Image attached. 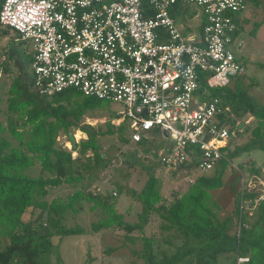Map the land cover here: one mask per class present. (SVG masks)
Returning a JSON list of instances; mask_svg holds the SVG:
<instances>
[{"label":"trees","instance_id":"obj_1","mask_svg":"<svg viewBox=\"0 0 264 264\" xmlns=\"http://www.w3.org/2000/svg\"><path fill=\"white\" fill-rule=\"evenodd\" d=\"M252 1L258 5V0ZM177 13L172 11L174 17ZM261 23H253L252 35L256 34ZM241 26L238 24L234 37L239 34ZM204 76L200 80L197 96L201 101L218 97L221 106L229 108L224 114L229 115V125L235 133L220 149L222 157L217 160L212 172L198 175L185 191L175 194L167 205L163 202L158 178L150 167L140 163L147 179L139 191L130 192L141 204L138 221L134 223L125 221L123 214L116 210L107 196L86 191L95 174L110 163L101 151L98 138L116 133L120 141L127 143L129 138L124 135L126 122L115 125L109 120L104 130L90 124L79 125L86 111L103 107L109 102L83 95L74 89H65L51 96L41 95L30 90L31 76H15L8 88L7 125L0 122V264H51L52 255L58 264H64L53 239L85 233L80 225L67 226L64 223L67 213L78 212L81 201L90 203L91 210L100 209L102 212L101 219L90 224L93 231L121 228L126 232L124 241L130 243L135 240L130 233H142L139 236L141 248L133 252L144 264H264V195L260 198L258 194L246 190L238 193L235 206L238 229L231 234V217L219 220L210 194L222 186V178L231 159L252 149L264 150V102L254 99L239 77L232 80L231 85L208 87ZM248 116L252 117L254 125L247 141L230 148L232 139L243 133L245 123L241 120ZM236 121L242 123V127H238ZM71 126L82 131L86 137L74 142L70 149L58 146L56 137L59 131L67 134ZM6 132L15 140V145L4 136ZM148 137L143 136L136 144L146 146ZM163 141L161 149L167 144L165 139ZM72 151H76L77 156H72ZM130 160L132 164L138 163L134 156ZM36 161L49 175L32 177L24 173ZM193 166L191 164L186 169ZM254 171L258 170L255 168ZM62 184H71L75 189L66 199L48 201L49 187ZM118 191L121 192V188ZM245 200L249 201L251 211L243 207ZM36 210L39 214L33 217ZM27 213L31 217L24 220ZM151 213L161 219V228L172 231L177 240L174 243L167 241L171 248L167 251L159 249L152 237L143 234ZM113 249L108 248L106 252ZM222 256H231V260L224 262ZM239 258L246 260L238 261Z\"/></svg>","mask_w":264,"mask_h":264},{"label":"built area","instance_id":"obj_2","mask_svg":"<svg viewBox=\"0 0 264 264\" xmlns=\"http://www.w3.org/2000/svg\"><path fill=\"white\" fill-rule=\"evenodd\" d=\"M248 2L3 0L0 27L32 43L37 93L74 89L121 103L112 123L125 121L135 143L159 132L167 140L160 162L190 185L213 169L235 133L224 114L229 108L218 97L201 101L197 91L204 75L208 87H223L243 74L233 35ZM187 3L201 8V20L186 36L172 11Z\"/></svg>","mask_w":264,"mask_h":264},{"label":"rangeland","instance_id":"obj_3","mask_svg":"<svg viewBox=\"0 0 264 264\" xmlns=\"http://www.w3.org/2000/svg\"><path fill=\"white\" fill-rule=\"evenodd\" d=\"M248 9V23L242 24L240 27L233 50L244 65L243 74L238 76L243 87L247 89L254 99L263 103L264 23L259 27L255 35H252L251 29L254 22L264 19V0H258V5L250 0ZM179 10L182 12L180 16L186 18V21L179 19V16L176 18V24L180 27L182 34L187 36L197 33L199 31L201 8L187 3L180 6ZM251 12L254 13V16H251ZM188 24L189 28H185ZM239 43H243L241 48L238 47ZM31 48L32 43L30 41L17 39L16 33H10L9 30L0 27V60L4 59L3 63L0 64V66L2 65L0 67V122L4 126L7 125V117L9 115L7 111L9 85L13 78L19 74H26L28 78L31 76L28 59ZM30 90L34 91L32 86H30ZM122 109L121 103L109 102L103 107L86 111L81 117L79 125L90 124L104 130L107 122L110 120L112 124L113 116ZM14 118H17V116L14 115ZM241 122L245 123V125L242 123L237 125L238 127L243 125V133L232 139L229 145L230 148L244 144L249 137L250 129L254 125V120L250 116L243 118ZM19 126L21 127V125ZM69 133L74 135L75 142L86 137V134H78V129L71 126L67 134L59 131L56 137L58 146L67 149L71 148V143L68 140ZM129 133V129L126 127L124 135L129 138ZM4 136L11 140L13 145L16 144L15 140L7 132ZM148 136L149 142L144 146L148 148L146 150L130 140L127 143L120 141L116 133L100 136L98 139L101 151L104 152L105 158H108L110 163L105 169L97 172L86 187V191L107 196L109 202L114 203L116 210L123 214L124 220L130 223L137 222L138 215L141 212V204L131 196L130 192L132 190L139 191L147 179V173L140 163L150 167L158 178L160 191L164 199L163 202L166 205L172 201L175 194L185 191L189 184L188 182L186 183V180H183V172L174 171L160 162L159 154L162 151L160 144L164 142L161 134L149 131ZM165 142L167 143V140ZM71 155L75 157L77 152L72 151ZM131 156H134L138 163L132 164ZM253 168L258 171H254ZM207 172L211 173L212 170ZM24 173L32 177L49 175L40 168L37 161L34 165L26 168ZM222 181L220 188L210 192L211 201L216 204L213 209L217 213L219 220L224 219L226 216L231 217L232 224L229 232L232 234L238 229L235 215L238 193L241 190H246L259 196L264 194V150L252 149L250 152H243L231 159L224 172ZM119 188H121V192L118 191ZM74 189L75 187L71 184L51 186L46 199L48 201L56 198L66 199L67 195L72 193ZM249 206V201L245 200L243 207L251 211L252 209ZM38 214L39 211L36 210L32 216L36 217ZM101 214L100 209L91 210L90 203L86 201H81L78 212L67 213L64 221L65 225H80L85 229V233L55 237L53 239V242L58 246L64 264H144L142 259L133 252V250L141 248L139 236L142 233L138 231L130 233L135 238L134 242L130 243L124 241L126 232L121 228L110 227L95 232L90 228V224L101 219ZM28 217H31L29 213L24 216V220H27ZM143 234L152 237L155 240V245L159 249L166 251L170 248V244H167V241L177 242L175 237L172 236V231L161 228V219L155 213L149 215ZM112 247L114 249L111 252H106V249ZM222 260L229 262L231 256H228V258L227 256H222ZM50 262L51 264H58L54 255L51 256Z\"/></svg>","mask_w":264,"mask_h":264},{"label":"crops","instance_id":"obj_4","mask_svg":"<svg viewBox=\"0 0 264 264\" xmlns=\"http://www.w3.org/2000/svg\"><path fill=\"white\" fill-rule=\"evenodd\" d=\"M249 4H250V0H249V2H248V4H247V7L249 6ZM247 7H246V9L240 14V21L241 22H239V24L240 25H242V24H247L248 23V19H249V16H248V13H249V9L247 10ZM182 12L179 10L178 11V13H177V17L179 18V19H181V20H185L186 21V18L184 17V16H180V14H181ZM251 14V16H254V13H250ZM176 17V18H177ZM201 20V14H199V21ZM245 20L247 21V22H245ZM257 22V21H256ZM259 22H262L261 23V25L264 23V19H262L261 21H259ZM260 25V26H261ZM259 26V27H260ZM180 28V27H179ZM185 28H189V24L187 25V26H185ZM259 29V28H258ZM257 29V30H258ZM257 32V31H256ZM11 33V32H10ZM243 43H239L238 44V47H240L241 48V45H242ZM28 59H29V62L31 61V50H30V55L28 56ZM251 117V116H250ZM252 118V117H251Z\"/></svg>","mask_w":264,"mask_h":264},{"label":"water","instance_id":"obj_5","mask_svg":"<svg viewBox=\"0 0 264 264\" xmlns=\"http://www.w3.org/2000/svg\"><path fill=\"white\" fill-rule=\"evenodd\" d=\"M164 135H165V133H164ZM68 138H69V141H70L71 146H72L74 144V142H75L74 135L69 133L68 134Z\"/></svg>","mask_w":264,"mask_h":264},{"label":"bare ground","instance_id":"obj_6","mask_svg":"<svg viewBox=\"0 0 264 264\" xmlns=\"http://www.w3.org/2000/svg\"><path fill=\"white\" fill-rule=\"evenodd\" d=\"M78 134H84L82 131L78 130Z\"/></svg>","mask_w":264,"mask_h":264}]
</instances>
